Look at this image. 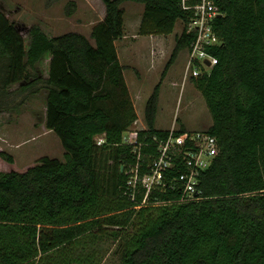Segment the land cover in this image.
Wrapping results in <instances>:
<instances>
[{
	"label": "trees",
	"instance_id": "1",
	"mask_svg": "<svg viewBox=\"0 0 264 264\" xmlns=\"http://www.w3.org/2000/svg\"><path fill=\"white\" fill-rule=\"evenodd\" d=\"M99 1L105 15L91 29L93 43L31 27L26 48L0 9V113L45 93V127L64 150L62 160L0 171V264H100L106 241L115 248L103 264H264V0H212L222 14L213 25L221 44L206 48L214 62L189 82L210 115L205 131L218 154L190 203L168 188L143 203L140 186L127 185L135 154L122 138L137 115L115 42L123 37L124 2L143 5L139 36H167L181 22L164 75L195 38L191 12L180 0ZM67 6L69 14L74 4ZM46 54L44 77L36 64ZM159 88L146 101L140 142L167 135L155 127ZM0 158L14 162L4 151Z\"/></svg>",
	"mask_w": 264,
	"mask_h": 264
},
{
	"label": "rangeland",
	"instance_id": "2",
	"mask_svg": "<svg viewBox=\"0 0 264 264\" xmlns=\"http://www.w3.org/2000/svg\"><path fill=\"white\" fill-rule=\"evenodd\" d=\"M68 3L74 4L69 14ZM120 8L124 12V32L122 39L116 43V49L126 71L137 115L133 129L141 126L139 120L144 122L146 101L154 87L160 84L155 127L163 130L175 125L187 131L206 130L211 118L201 95L189 82L190 72L186 71L188 49L180 50L167 72L162 74L174 48L175 37L183 29L182 23H176L172 34L155 38L158 44L152 45L151 49L152 40L138 35L143 5L124 2ZM0 9L9 21L15 23L26 48L31 27L40 28L50 38L70 32L80 33L93 43L91 29L104 18L105 13L99 0H0ZM145 54L149 55L145 58L151 67L148 75L145 67L149 65L145 58L139 56ZM49 62L50 55L46 54L36 64L44 77L48 74ZM140 63H143L144 68H141ZM16 87L13 85L12 89ZM45 112V93L42 92L28 98L17 110L0 113V152L11 155L14 160L13 164H9L0 158V171L23 172L38 164L43 157L63 159L64 150L58 137L45 127ZM100 247L96 260L103 264L114 250L115 243L106 241Z\"/></svg>",
	"mask_w": 264,
	"mask_h": 264
},
{
	"label": "built area",
	"instance_id": "3",
	"mask_svg": "<svg viewBox=\"0 0 264 264\" xmlns=\"http://www.w3.org/2000/svg\"><path fill=\"white\" fill-rule=\"evenodd\" d=\"M180 3L184 11L191 12L188 31L195 32V38L187 50L186 71L190 72V80L207 71L214 62L207 55L206 48L221 44L213 25L222 14L212 0H180ZM205 61L210 65H206ZM139 122V128H129L122 138V142L130 145L135 154L134 163L126 170L127 185L134 192L140 186L145 194L143 203L153 190L165 188L177 191V201L180 203L198 200L197 187L201 173L211 166L213 158L218 154L216 138L205 130L180 131L172 125L166 130V137L153 135L150 141L140 142L137 133L145 131L146 124L145 121ZM103 142L102 136L96 138L97 145ZM142 146L147 148L144 154L146 159H142ZM174 171L175 176L172 175Z\"/></svg>",
	"mask_w": 264,
	"mask_h": 264
},
{
	"label": "crops",
	"instance_id": "4",
	"mask_svg": "<svg viewBox=\"0 0 264 264\" xmlns=\"http://www.w3.org/2000/svg\"><path fill=\"white\" fill-rule=\"evenodd\" d=\"M101 2V1H100ZM102 3V2H101ZM103 5V4H102ZM104 6V5H103ZM104 10H105V8H104ZM104 15H105V13H104ZM148 38H149V40H152V41H150V47H151V49H152V45L153 46H157V45H155V43L157 42L156 41V39L155 38H161V37H164V36H147ZM122 39V38H121ZM121 39H119L118 41H120ZM153 40H155V41H153ZM118 41H116L115 42V46H116V43L118 42ZM144 42V41H143ZM161 42V41H160ZM144 43H146V42H144ZM122 44H125L123 41H122ZM156 44H158V43H156ZM117 50V49H116ZM149 54V53H148ZM148 54H145L144 56H141V55H139L141 58L143 57V59L146 57V56H149ZM117 56H118V52H117ZM118 59H119V61H120V57L118 56ZM137 60H139V59H137ZM148 59H146L145 58V61L147 62V66L149 65V67H145L146 68V74L148 75V72H150L151 70V67H150V63L148 64V61H147ZM144 61V60H143ZM151 63H152V61H150ZM120 64L121 65H123L122 63H121V61H120ZM138 64V63H137ZM141 65V68H144V65H143V63H140ZM136 66V65H135ZM123 75H124V80H125V83H126V86H127V88L129 89V87H128V79L126 78V71L124 70L123 71ZM143 75L141 74V77H142ZM129 93H130V91H129ZM135 108V107H134ZM155 120H156V118H155ZM164 131H166V130H168V128L167 129H163Z\"/></svg>",
	"mask_w": 264,
	"mask_h": 264
},
{
	"label": "water",
	"instance_id": "5",
	"mask_svg": "<svg viewBox=\"0 0 264 264\" xmlns=\"http://www.w3.org/2000/svg\"><path fill=\"white\" fill-rule=\"evenodd\" d=\"M206 65H210V63L208 61H205Z\"/></svg>",
	"mask_w": 264,
	"mask_h": 264
}]
</instances>
